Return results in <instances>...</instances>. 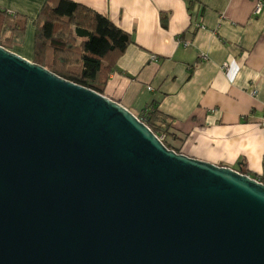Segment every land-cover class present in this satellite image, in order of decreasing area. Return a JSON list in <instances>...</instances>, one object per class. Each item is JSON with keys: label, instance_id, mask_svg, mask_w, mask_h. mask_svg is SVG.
I'll list each match as a JSON object with an SVG mask.
<instances>
[{"label": "water", "instance_id": "1", "mask_svg": "<svg viewBox=\"0 0 264 264\" xmlns=\"http://www.w3.org/2000/svg\"><path fill=\"white\" fill-rule=\"evenodd\" d=\"M0 264H264V183L0 46Z\"/></svg>", "mask_w": 264, "mask_h": 264}, {"label": "crops", "instance_id": "2", "mask_svg": "<svg viewBox=\"0 0 264 264\" xmlns=\"http://www.w3.org/2000/svg\"><path fill=\"white\" fill-rule=\"evenodd\" d=\"M66 1L97 12L131 39L108 60L104 95L137 117L161 113L177 153L246 170L264 183V0ZM258 1L263 11L255 15ZM48 2L58 0H0V10L28 19L30 48L15 49L26 59L33 58L34 22Z\"/></svg>", "mask_w": 264, "mask_h": 264}, {"label": "trees", "instance_id": "3", "mask_svg": "<svg viewBox=\"0 0 264 264\" xmlns=\"http://www.w3.org/2000/svg\"><path fill=\"white\" fill-rule=\"evenodd\" d=\"M27 20L0 10V46L12 52L22 48ZM34 24L32 62L104 94L113 70L108 60L124 53L130 37L97 12L66 0L48 2ZM138 118L159 138L164 136L163 143L174 150L166 140L171 136L169 120L156 110ZM242 173L251 176L246 170Z\"/></svg>", "mask_w": 264, "mask_h": 264}, {"label": "built area", "instance_id": "4", "mask_svg": "<svg viewBox=\"0 0 264 264\" xmlns=\"http://www.w3.org/2000/svg\"><path fill=\"white\" fill-rule=\"evenodd\" d=\"M262 11H263V3L261 1H258L256 6H255V9H254V14L255 15H260L262 13ZM202 59L203 60H207V58L205 56H202ZM222 68H223L224 71H228V66L226 64H224ZM252 95L256 96L257 95V91L253 90L252 91ZM160 139L163 141L165 139V137L163 136Z\"/></svg>", "mask_w": 264, "mask_h": 264}, {"label": "rangeland", "instance_id": "5", "mask_svg": "<svg viewBox=\"0 0 264 264\" xmlns=\"http://www.w3.org/2000/svg\"><path fill=\"white\" fill-rule=\"evenodd\" d=\"M26 41V40H25ZM23 47L25 48V50H29V48H30V43H29V40L27 41V44L25 43V46L23 45ZM14 52L15 51H17V50H13ZM28 60H30V61H32V59H28Z\"/></svg>", "mask_w": 264, "mask_h": 264}]
</instances>
